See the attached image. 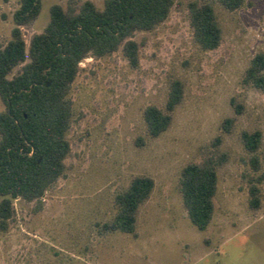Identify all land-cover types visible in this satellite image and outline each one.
Listing matches in <instances>:
<instances>
[{
  "label": "rangeland",
  "instance_id": "rangeland-1",
  "mask_svg": "<svg viewBox=\"0 0 264 264\" xmlns=\"http://www.w3.org/2000/svg\"><path fill=\"white\" fill-rule=\"evenodd\" d=\"M83 1L41 0L38 16L20 26L26 45L47 25L51 5L66 10ZM191 1L172 0L165 20L132 33L136 66L121 47L79 62L68 94L64 172L39 200L13 199L8 227L0 230V264H264V161L254 170L241 140L242 131L264 132V89L243 80L252 56L264 50V0L233 11L196 0L213 7L222 35L214 49L193 38ZM17 7L18 0H0V45L11 37ZM174 83L181 98L171 122L151 136L144 110L164 111ZM220 153L213 216L199 230L182 203L180 172ZM135 176L151 177L153 188L136 211L133 232L106 231L115 195ZM253 183L257 208L249 204Z\"/></svg>",
  "mask_w": 264,
  "mask_h": 264
},
{
  "label": "trees",
  "instance_id": "trees-1",
  "mask_svg": "<svg viewBox=\"0 0 264 264\" xmlns=\"http://www.w3.org/2000/svg\"><path fill=\"white\" fill-rule=\"evenodd\" d=\"M229 11L247 0H215ZM172 0H103L97 7L90 0L73 3L66 10L49 8L44 29L31 36L28 45L20 26L33 21L41 0H18L13 13L11 37L0 45V230L13 215V199L39 200L64 172L69 152L67 130L72 118L68 96L79 62L88 55L100 57L121 47L131 66L138 63L137 44L130 39L137 30H150L167 17ZM193 38L203 49L216 48L222 39L213 7L193 0L188 4ZM19 66L16 73L11 74ZM245 83L264 89V50L255 53L245 70ZM181 88L174 83L165 110L149 105L144 120L149 135L157 136L171 122V112L180 101ZM230 119H226V122ZM241 140L249 163L258 170L264 161V132L242 131ZM225 154L186 164L179 177V192L190 222L199 230L208 226L214 212L217 167ZM153 180L135 176L114 198L116 213L105 222L106 231L132 233L136 211L149 196ZM249 204L259 206V188L249 187Z\"/></svg>",
  "mask_w": 264,
  "mask_h": 264
}]
</instances>
